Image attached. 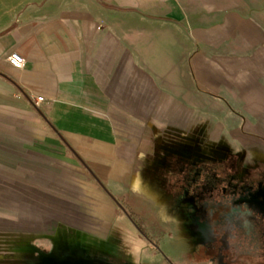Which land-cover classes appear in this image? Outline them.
<instances>
[{"label": "crops", "instance_id": "obj_1", "mask_svg": "<svg viewBox=\"0 0 264 264\" xmlns=\"http://www.w3.org/2000/svg\"><path fill=\"white\" fill-rule=\"evenodd\" d=\"M53 3L0 29V264L198 260L201 172L264 195V0Z\"/></svg>", "mask_w": 264, "mask_h": 264}, {"label": "rangeland", "instance_id": "obj_2", "mask_svg": "<svg viewBox=\"0 0 264 264\" xmlns=\"http://www.w3.org/2000/svg\"><path fill=\"white\" fill-rule=\"evenodd\" d=\"M53 0H0V29L8 26L12 22L23 20L24 18H32L36 16H50L52 9L50 7L44 8V5H53ZM202 176L199 177V184L203 180H209L211 189V207L216 208V202H225L229 208V203L235 202V200L249 198L243 195L242 188L235 187L229 178V175L224 173L221 168H216L210 173L201 172ZM201 190V187H200ZM264 200V195L259 197ZM202 201V200H201ZM200 201V202H201ZM261 230H263V236H261ZM264 239V221L263 225L255 223L254 225L248 226L246 229L240 226V222L235 223L232 231V241L234 242L235 251L226 252L224 255V261L229 263L243 262L247 264H264V253L256 256L246 251H261L264 248L262 242ZM56 239V244H61ZM57 246V245H56ZM262 247V248H261ZM211 254L206 251L199 253L198 260L194 261L193 264L205 263L204 261L209 258ZM89 257V255H88ZM196 262V263H195ZM54 264H84L79 262L78 254H72L70 257H66L64 260L62 252L55 253ZM85 264H92V258L87 259Z\"/></svg>", "mask_w": 264, "mask_h": 264}, {"label": "flooded vegetation", "instance_id": "obj_3", "mask_svg": "<svg viewBox=\"0 0 264 264\" xmlns=\"http://www.w3.org/2000/svg\"><path fill=\"white\" fill-rule=\"evenodd\" d=\"M201 194L202 193L200 192L199 197L200 200H203ZM210 203L211 202L207 204L208 206L204 203L200 204L197 216L200 228L207 233V237L212 244L207 251L211 255L204 261L205 263L202 262L197 264H247L243 262H226L224 261V255L229 251L236 252L234 250V242L232 241V231L237 221L240 222V226L244 229L255 223H258L261 226L263 225L264 200H261L259 197L250 196L249 198L235 200V202L229 203V205H231L229 208L225 202L217 201L215 209H212ZM209 206L211 207V213L208 217L207 211L210 212ZM262 232L263 230H261V236H263ZM262 242L264 244L263 238ZM246 252L259 256L264 253V248L261 251ZM162 254L170 264H193V262L176 260L165 252H162Z\"/></svg>", "mask_w": 264, "mask_h": 264}, {"label": "built area", "instance_id": "obj_4", "mask_svg": "<svg viewBox=\"0 0 264 264\" xmlns=\"http://www.w3.org/2000/svg\"><path fill=\"white\" fill-rule=\"evenodd\" d=\"M9 59L11 60V62H13L16 66L20 67V68H24L25 67V59L24 57L18 53V52H13L10 56ZM42 100H44L43 96H38L35 97V102L37 104H40L42 102Z\"/></svg>", "mask_w": 264, "mask_h": 264}, {"label": "trees", "instance_id": "obj_5", "mask_svg": "<svg viewBox=\"0 0 264 264\" xmlns=\"http://www.w3.org/2000/svg\"><path fill=\"white\" fill-rule=\"evenodd\" d=\"M136 223L140 226V228L142 229V231L149 237V233L146 229V227L142 224V222L140 220H138L137 218H135Z\"/></svg>", "mask_w": 264, "mask_h": 264}, {"label": "water", "instance_id": "obj_6", "mask_svg": "<svg viewBox=\"0 0 264 264\" xmlns=\"http://www.w3.org/2000/svg\"><path fill=\"white\" fill-rule=\"evenodd\" d=\"M140 227V226H139Z\"/></svg>", "mask_w": 264, "mask_h": 264}]
</instances>
